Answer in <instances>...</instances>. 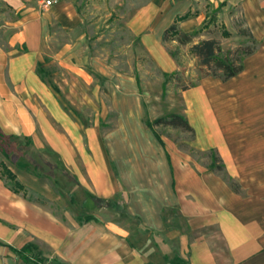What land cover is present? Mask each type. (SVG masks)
Segmentation results:
<instances>
[{"label":"crops","instance_id":"obj_1","mask_svg":"<svg viewBox=\"0 0 264 264\" xmlns=\"http://www.w3.org/2000/svg\"><path fill=\"white\" fill-rule=\"evenodd\" d=\"M188 14L189 49L242 32L256 47L237 76L182 93L204 164L146 125L138 78L89 54L72 4L0 28V130L30 140L0 152L25 188L0 176V264H28L27 244L51 264H264V0H150L129 27L166 73L163 35ZM56 31L70 41L50 55Z\"/></svg>","mask_w":264,"mask_h":264},{"label":"rangeland","instance_id":"obj_2","mask_svg":"<svg viewBox=\"0 0 264 264\" xmlns=\"http://www.w3.org/2000/svg\"><path fill=\"white\" fill-rule=\"evenodd\" d=\"M52 5L48 6L47 2ZM150 0H0V28L12 26L23 15L36 13L39 17L46 11L61 3L72 4L79 18L81 32L86 35L88 52L96 56L122 75L133 78L137 84L138 95L143 112V120L155 122L157 119L170 115L183 117L184 101L182 93L192 85H198L204 78L206 69L197 67L196 60L189 52L188 45L170 43L168 48L175 52L179 50L181 66L172 73L164 72L142 45L140 38L129 27V21ZM56 29L54 24L48 25V30ZM2 33L5 34L4 31ZM4 38L10 37L5 34ZM70 37L56 31L46 42V52L56 53ZM235 38L224 41L223 53L235 50L239 46H248ZM24 50V49H23ZM48 60L49 58L46 57ZM159 135L167 137L184 154L192 156L200 164L207 162L208 154L192 149L190 141L192 132L171 126L156 125ZM44 264H51L45 262Z\"/></svg>","mask_w":264,"mask_h":264},{"label":"trees","instance_id":"obj_3","mask_svg":"<svg viewBox=\"0 0 264 264\" xmlns=\"http://www.w3.org/2000/svg\"><path fill=\"white\" fill-rule=\"evenodd\" d=\"M187 17H189V14L178 18L176 23L163 35V43L166 49L179 66L182 64L179 57V50L173 52L168 48V45L173 42H177L180 46L192 43L194 38L193 34H184L178 30V22L186 19ZM241 34L248 37L250 45L239 46L235 50L228 51L223 56H221L223 53L221 43L215 39L200 41L190 47V55L196 60L197 67L200 69H206L204 78L214 77L225 82L242 72L244 59L252 55L255 52L256 47L255 40L252 35L246 32H242ZM223 36L227 38L230 35L224 32ZM195 86L196 85H192L190 88ZM190 88H186L185 90ZM146 125L149 128H153L156 125H164L192 131L188 121L184 117L174 114L167 118L157 119L155 122L146 121ZM29 146L30 140L28 138L7 136L0 130V152L5 157H9L12 153L21 155L28 149ZM0 176L9 181L11 188L15 193L25 190L24 186L17 181L16 176L4 163H0ZM14 251L28 264L44 263L41 252L32 244H27L21 250Z\"/></svg>","mask_w":264,"mask_h":264},{"label":"built area","instance_id":"obj_4","mask_svg":"<svg viewBox=\"0 0 264 264\" xmlns=\"http://www.w3.org/2000/svg\"><path fill=\"white\" fill-rule=\"evenodd\" d=\"M47 5H48V6H51V5H52V2H51V1H48V2H47Z\"/></svg>","mask_w":264,"mask_h":264}]
</instances>
